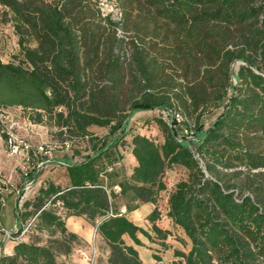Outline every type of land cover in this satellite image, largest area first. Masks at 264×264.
<instances>
[{"label":"trees","instance_id":"16d2710c","mask_svg":"<svg viewBox=\"0 0 264 264\" xmlns=\"http://www.w3.org/2000/svg\"><path fill=\"white\" fill-rule=\"evenodd\" d=\"M0 7L19 49L15 60L0 58V107L52 121L65 138L58 158L45 160L66 177L63 187L42 182L13 207L16 234L32 226L48 238L16 241L0 264H71L55 260L76 239L64 227L69 216L96 227L105 264H142L123 236L140 245L138 233L151 235L119 214V200L125 212L154 204L151 232L165 239L170 231L156 225L163 193L166 217L190 243L173 250L170 264H264V0H0ZM154 109L167 111V122L155 118L163 142L134 134L136 164L126 176L120 147L130 119ZM0 138L6 144L1 124ZM19 152L26 160L39 153ZM173 165L185 176L169 186ZM30 168L22 176L31 181Z\"/></svg>","mask_w":264,"mask_h":264},{"label":"rangeland","instance_id":"374dc122","mask_svg":"<svg viewBox=\"0 0 264 264\" xmlns=\"http://www.w3.org/2000/svg\"><path fill=\"white\" fill-rule=\"evenodd\" d=\"M103 9L105 12H112L115 17L119 16L118 9L109 2L103 3ZM7 19L8 14H4L0 7V58L3 62L15 60L19 56V49L16 41L17 38L12 32L11 25ZM30 45L32 46L31 43ZM238 65L239 62H234L232 68L236 69ZM159 116H162L166 122L168 121L167 111L158 109L136 112L131 117L129 134L124 138L125 144L120 147V152L123 156L120 161L121 169L126 176L130 175L133 166L136 164L130 153V142L134 134L144 135L157 143L163 142L162 132L155 122V118ZM211 119L212 117H208L205 120L206 126L210 123ZM0 124L9 138L16 143H26L32 149H38L37 147L39 145L42 146V149L37 151L39 153L36 154V157L31 155V157L29 156L28 160H26L25 157H28V155L24 156L21 152H17V154L11 152L12 148H9L11 145L8 143L5 144L3 140L0 139V185L8 184V182L12 180V176L18 178L15 179L17 190L15 194L17 196L15 200L16 206L21 203V200L32 198L39 184H42V182H45L46 180L59 186L63 185L64 180H66L64 168L62 166L51 165L45 160L46 157L58 158L62 152V149L58 146V141L65 138V136L57 134L58 129L53 125L51 120L43 118L42 122H34L28 112L22 110L18 106H9L6 108L0 107ZM92 131L95 134L103 135L107 132V128L93 127ZM47 149H49L48 152H46ZM34 162V169H31L30 165ZM26 163L30 168L29 170L37 172L34 178L35 186L31 189L25 190L30 184V182H28L21 190H19L22 186H18V184H20L19 179L26 177L22 176V172L27 166ZM179 176H185V170L180 165H173L166 169L165 179L168 182V185L177 180ZM114 190L115 192L119 191L118 189ZM165 196L166 194H161L160 200L157 204L160 209V211L158 210L159 214L164 211ZM2 198L3 201H5V197L2 196ZM119 203V209L125 207L123 206L124 200H119ZM56 210L60 213L59 209L56 208ZM162 219L165 222L168 219L165 217L164 212L158 217L159 221H156L161 223ZM0 221L3 227H8L12 223L16 224V220L11 215L3 216ZM63 222L66 231L75 233L76 239L71 243L70 251L65 255L61 253L57 254L55 260L59 263L86 264L85 256L89 254V242L94 238L93 232L95 226L90 222H87L81 216H79V218H73L72 221L70 218H64ZM25 223L26 220L23 221L22 225H25ZM149 223L151 224V222ZM15 230L16 227L14 226L10 230L0 234V253H3L5 249H8V247L16 241H37L39 244H43L48 238V232L46 230L43 229L39 231L32 226L23 230L21 235L16 234ZM169 231L170 237H167L168 243L166 245H161V248L167 249L168 246H176L177 248L187 251L190 247V243L187 239H184L182 232L173 224L169 225ZM53 236H57V229H55ZM95 244L98 249L97 256H100L97 264H105L108 247L102 238L97 235L95 237ZM167 256L168 255L166 254L161 256V260H164V264L168 263L166 262Z\"/></svg>","mask_w":264,"mask_h":264},{"label":"crops","instance_id":"0c3cea01","mask_svg":"<svg viewBox=\"0 0 264 264\" xmlns=\"http://www.w3.org/2000/svg\"><path fill=\"white\" fill-rule=\"evenodd\" d=\"M15 179H18V178H16V176H12V180L8 182V184L0 185V199L2 201L1 203L2 205L0 208V220H2L3 216H6V215H11L15 219V212L14 210L12 211L16 203L15 200L17 198V196L15 195L17 192ZM27 179H28L27 177L19 179L20 184H18V186L22 185L21 187H24L26 183L30 182V184L28 185L27 188H25V190L31 189L32 187H34L35 186L34 179L31 181L30 179L29 180ZM65 184H66V180H64L63 185L62 186L60 185V187L65 186ZM2 196L5 197V201H3ZM154 207L155 205L152 203H142L136 209L124 213V215L128 219H130L134 224L143 228L144 230H147L151 235L152 240L149 241L141 233H138L137 237L141 242L140 245L135 244L129 236L127 235L123 236V240L125 241V243L127 245H131L134 249L137 250L139 257L142 261V264H156L157 261L153 258V256L159 255L161 257L163 254L168 255L166 262L170 263V261L174 259L173 250L180 249V248H177L176 246H172V247L168 246L167 249H162L161 245L163 244L166 245L168 243L167 237H170V235H167L165 239H159L155 233L151 232V224L148 222L147 217ZM159 216L161 215L159 214ZM68 218H70V220L72 221L73 218H79V216H69L67 217V219ZM158 221H156V225L158 226L159 229H161L162 231L164 230L169 231V225L172 224V222L169 219H167L166 222L162 219L161 223H159ZM14 226L15 224L12 223L8 227H3L0 221V229L3 230L4 232L7 230H10ZM12 245L8 247L9 250H11ZM180 250H183V249H180ZM3 253H5V251ZM160 262L161 264H164L163 259Z\"/></svg>","mask_w":264,"mask_h":264},{"label":"built area","instance_id":"2783aa9c","mask_svg":"<svg viewBox=\"0 0 264 264\" xmlns=\"http://www.w3.org/2000/svg\"><path fill=\"white\" fill-rule=\"evenodd\" d=\"M8 144H10L11 146H9V148H12L11 149V152H15L17 154L18 150L20 148H23L24 149H27L29 147L28 144L26 143H16L15 141L11 140L8 136V140L7 142ZM37 151H39V149H42V146H38L37 147ZM172 184H169V186H171ZM114 189H118L119 188L117 186H114ZM20 201V200H19ZM19 205V204H18ZM159 211L160 209L157 208ZM60 210V214L62 215L63 214V211L59 208ZM126 209L125 208H120L119 209V214H122V213H125ZM164 214H165V217H166V212H167V194L166 196L164 197ZM161 212L160 215L163 213ZM16 231V230H15ZM23 233V230L20 231V235ZM97 233H96V227L94 228V232H93V236L94 238L91 239V241L89 242V254H87L85 256V259H86V264H94L95 263V259H96V256H97V247H96V244H95V237H96ZM98 236V235H97ZM161 263V262H160Z\"/></svg>","mask_w":264,"mask_h":264},{"label":"clouds","instance_id":"9594fccd","mask_svg":"<svg viewBox=\"0 0 264 264\" xmlns=\"http://www.w3.org/2000/svg\"><path fill=\"white\" fill-rule=\"evenodd\" d=\"M5 255H13L12 251H10L9 249H5Z\"/></svg>","mask_w":264,"mask_h":264}]
</instances>
